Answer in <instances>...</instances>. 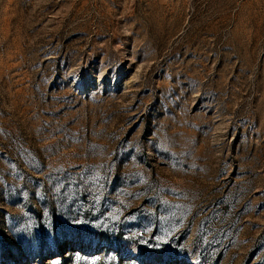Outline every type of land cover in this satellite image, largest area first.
I'll use <instances>...</instances> for the list:
<instances>
[{"label": "rangeland", "instance_id": "obj_1", "mask_svg": "<svg viewBox=\"0 0 264 264\" xmlns=\"http://www.w3.org/2000/svg\"><path fill=\"white\" fill-rule=\"evenodd\" d=\"M0 264H264V0H0Z\"/></svg>", "mask_w": 264, "mask_h": 264}]
</instances>
